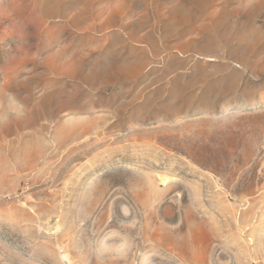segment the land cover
<instances>
[{
  "label": "rangeland",
  "instance_id": "374dc122",
  "mask_svg": "<svg viewBox=\"0 0 264 264\" xmlns=\"http://www.w3.org/2000/svg\"><path fill=\"white\" fill-rule=\"evenodd\" d=\"M0 264H264V0H0Z\"/></svg>",
  "mask_w": 264,
  "mask_h": 264
},
{
  "label": "bare ground",
  "instance_id": "6f19581e",
  "mask_svg": "<svg viewBox=\"0 0 264 264\" xmlns=\"http://www.w3.org/2000/svg\"><path fill=\"white\" fill-rule=\"evenodd\" d=\"M40 107V106H39ZM47 115V114H46ZM25 123V122H24ZM163 179V181L162 182H165L166 181V177H164V178H162ZM167 182V181H166Z\"/></svg>",
  "mask_w": 264,
  "mask_h": 264
}]
</instances>
